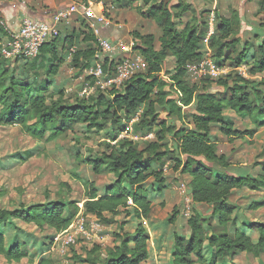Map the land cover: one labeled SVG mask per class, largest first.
<instances>
[{"label": "trees", "instance_id": "16d2710c", "mask_svg": "<svg viewBox=\"0 0 264 264\" xmlns=\"http://www.w3.org/2000/svg\"><path fill=\"white\" fill-rule=\"evenodd\" d=\"M126 1L129 5L141 2L143 10L139 11L140 17L155 22L161 30L157 39L158 49L154 47L155 38L152 35L139 36L132 45V50L145 60L146 71L134 75L120 91L110 89L96 92L91 104L82 99L67 106L60 98L47 103L46 96L40 95L47 88L33 89L31 85H24L22 80H16L14 75L7 74L3 64L6 59L0 54V127L19 126L29 137L42 141L46 134L53 138L74 125H85L87 130H92L101 129L102 124H115L118 127L113 130V144H107L103 154L88 161L95 174L109 167L115 179L101 195L97 193L93 182H83L86 188L83 205L85 218L90 216L102 220L106 214L113 217L122 213L127 215L124 210H120L130 200L135 217L148 219L152 206L142 186L150 177L155 184L160 187L163 185L161 172L152 170V164L167 159L180 168L181 175L188 177L191 203L210 206L212 219L219 228H225L232 223L234 213V207L228 203L229 196L233 191L244 188L258 191L264 187V162L253 166L257 168L254 177L215 176L208 164H219L223 169L228 165L222 155L216 154L217 147L211 130L216 127L227 142L233 143L235 140L250 142L257 131L264 128V77L258 82L252 80L264 73V41L258 46V55L248 62L245 58L248 48L237 38L240 26L238 16L232 13L229 17L218 19L208 43L212 59L217 66L222 63L231 70L246 67L247 78L237 73L228 74L224 79L217 80L221 92L214 93L186 81L185 66L200 59L202 41L207 33V29L198 32L196 25L190 22L181 31L177 30L174 19L184 17L189 12V5L183 0H177L170 8L167 3H155V0ZM257 7L259 14L264 17V0H258ZM2 37L9 38V35L0 28V50ZM59 39L60 36L43 44L36 59L48 54L47 60L55 61ZM64 42L69 44L67 51L74 46L73 38ZM94 52L91 48L77 50L72 57L74 68H88L92 64L90 61ZM168 57L174 59L175 69L165 79L161 74L164 73ZM107 65L111 68L113 63L108 64L105 60L104 71ZM140 109L142 111L132 125L141 138L153 135L155 139L141 151L130 140H117L123 132L122 121H131ZM224 112L248 118L254 128L235 129L226 121ZM161 113L165 114V118L160 117ZM263 206L264 202H258L251 204L248 209L256 211ZM66 209L67 205L62 201L27 208L18 206L9 210L0 209V256L9 263H18L29 253L28 235L22 232L14 242L8 241L10 238L6 237L4 229L12 226L14 231V222L33 226L40 232L51 230V244L53 236L65 231L79 211L74 203L72 211L67 212ZM187 224L190 230L187 238L174 236L171 254L173 264H232L238 254L258 258L264 250L262 222L249 223L245 228L247 232L257 235L256 241L238 229H234L231 234L225 230L213 232L210 221L202 219L198 213H193ZM148 241L146 230L140 225L134 235L117 234L111 248L100 251L99 246H91L90 250L85 251L84 260L79 259L78 263L142 264L149 257ZM74 248L70 249L69 255L74 256ZM48 250L39 252L42 255L36 264H54L46 256Z\"/></svg>", "mask_w": 264, "mask_h": 264}, {"label": "rangeland", "instance_id": "374dc122", "mask_svg": "<svg viewBox=\"0 0 264 264\" xmlns=\"http://www.w3.org/2000/svg\"><path fill=\"white\" fill-rule=\"evenodd\" d=\"M88 1H92L95 5L101 4L104 8V16L111 22L108 27L100 29L98 37L108 38L119 50L117 51L119 54L116 57V62L111 68H108L107 65L106 72L113 73L114 66L122 58L133 57L137 53L132 51V45L138 41L139 36L152 35L155 38L154 47L158 49L159 44L156 40L160 36L161 30L155 22L140 17L139 11L143 10L141 2L129 5L126 0ZM160 1L167 3L168 8H170L177 0H155L154 2L159 3ZM183 1L189 5V12L180 19H174L177 30L181 31L184 25L190 22V24L196 25L198 32H204L208 29V22L211 17H213L215 29L219 18L229 17L235 13L240 20L237 38L242 45L245 44V47L248 48L245 53L246 60L252 62L253 58L258 55V46L264 41V17L258 12V0ZM82 3L85 2L78 0L64 8ZM45 4H47V0H19L18 2L17 0H0V21L5 20L4 17H6L7 12H10L11 16L16 9L21 8L20 11L30 14L35 10L44 9ZM17 5L20 7L16 8ZM111 7L113 8L110 9ZM94 14L97 15L95 10ZM76 18H81V26H84L82 29H86L85 32L78 30L77 35L74 29L69 28L71 22H80ZM82 20L87 21L80 14H74L68 24H63L60 27L61 37L56 43L58 53L55 61L47 60L48 54H44L40 59L35 60H5L6 62L3 64L7 74L14 75L16 80H22L24 85H31L33 89L47 88L40 93V95L46 96L47 103L60 98L67 106H72L82 99L91 104V99L96 93L90 99L79 97V93L87 83H90V79L82 72L83 70L74 68L72 58L67 60L69 44L64 42V40L72 37L83 39L85 36L87 39L81 41V44H84L81 50L91 48L95 52L98 51L97 37L93 31L99 29V24L96 21H91V25H84L85 22ZM7 40L8 37L4 39L2 37V43ZM205 51L206 48L202 45L201 57L204 56ZM91 63H93V58ZM218 65L227 70V74L218 79H224L228 74L236 73L227 65L222 63ZM244 68L246 73V67ZM174 69V59L168 57L165 62L164 73L161 76L167 79L174 73ZM263 77L264 73L252 80L258 82ZM218 79L211 81L191 79L188 76L186 81L215 93L221 92V88L216 84ZM123 86L115 91L122 90ZM68 90L70 91L68 92ZM141 111L142 109L138 110L136 115ZM224 116L226 121L231 123L235 129L254 128L248 118L238 117L230 112H224ZM160 117L165 118V114L161 113ZM133 118L135 117L133 116ZM99 124L101 123L99 122ZM117 127L115 124L108 123L102 124L101 129L87 130L85 125H74L53 138L46 134L42 141H36L29 137L19 126L0 127V209L9 210L18 206L27 208L33 205H50L62 201L67 205V212L72 211V204L74 203L78 210L82 208L83 216V205L86 197V188L83 182H93L97 193L101 195L115 179L109 167H105L100 174H95L88 161L103 154L107 144H113L111 138L114 136L113 130ZM121 127H123V132L120 133L117 140H130L139 151L144 150L149 143L155 141L154 137L141 138L134 125H130V121H122ZM211 135L216 143L217 156L222 155L228 165L226 169H223L219 164H208L215 176L219 174L243 178L255 176L257 168L254 169L253 166L259 162H264V128L259 129L250 142L235 140L233 143H229L216 127L212 128ZM152 170L161 172L163 185L160 187L155 184L153 178L150 177L142 186L152 206V212L148 219H137L132 203L129 204L128 200L126 207L120 210V212L125 211L127 215L122 213L113 217L106 214L102 220L96 218L101 226L100 234L97 235L95 241L77 242L78 245L75 246L73 252L74 256L69 255L67 259H63L53 252L46 256L52 259L54 264H82L78 263V260H84L85 251L90 250L91 246H99L100 251L111 248L116 241L117 234L134 235L137 227L141 225L149 237V257L142 264H173L171 254L174 236L183 238L189 236L190 230L187 221L193 213H198L206 221L209 220L213 226V232L225 230L231 234L234 229H238L245 231L253 241H256L257 235L247 232L245 228L247 224L252 222L264 223V206L256 211L248 209L251 204L264 202V187L258 191H251L247 188L233 191L228 198V203L234 207L232 223L225 228H219L215 220L212 219L210 206L195 205L191 203V200L189 201L190 195L187 187L189 179L180 174V168H176L173 161L163 159L158 163L154 162ZM124 186L127 185L124 184ZM85 220L90 222L95 218L89 216ZM14 224L16 227L14 231L12 226L4 229L6 237L10 238L8 241L14 242L23 232L29 236L30 241L27 245L29 253L18 263H9L0 256V264H36L42 255L39 252H45L50 248L49 241L53 232L48 229L40 232L33 226L27 227L19 222H14ZM232 264H264V250L258 258L248 254H238L233 258Z\"/></svg>", "mask_w": 264, "mask_h": 264}, {"label": "built area", "instance_id": "2783aa9c", "mask_svg": "<svg viewBox=\"0 0 264 264\" xmlns=\"http://www.w3.org/2000/svg\"><path fill=\"white\" fill-rule=\"evenodd\" d=\"M94 6L95 4L92 1H87L80 5H72L54 12L49 21L30 18L22 19L19 31L14 34L8 33V40L1 44L0 54L6 60L20 58L29 60L36 59L43 44L60 36L58 26L68 24L74 14H80L87 21H96L99 24V29L93 31V34L97 37L96 40L99 49L94 54L93 63L82 71L90 78V83H87L83 87L79 93V97L89 98L98 91L104 92L110 89L119 90L134 75L146 70V63L143 57L137 54V52L133 57L122 58L114 66L113 73L110 74L104 71V61L107 60L108 64L115 63L116 57L119 54L117 51L119 50H117V47L108 38L98 37L100 29L108 27L111 22L106 19L102 9L99 14H94V10H92ZM0 28L7 31L5 24L1 21ZM213 33L214 24L213 17H211L208 22L206 36L202 41V44L206 48L205 54L199 60L186 64L185 71L187 77L213 81L227 74L225 68H220L213 62L212 54L208 47L209 39ZM67 52V59L69 61L76 52V47H70ZM235 72L242 77H247L244 67L236 69ZM138 115L130 121V125L137 121ZM151 137L153 135H148L144 139ZM129 204H131L130 200ZM86 218L82 216V208H80L70 226L65 231L53 236L48 254L53 252L58 257L64 259L69 256L70 249L78 245L77 242L95 241L98 237L97 235L101 232V226L95 217V220L90 222L86 221Z\"/></svg>", "mask_w": 264, "mask_h": 264}, {"label": "crops", "instance_id": "0c3cea01", "mask_svg": "<svg viewBox=\"0 0 264 264\" xmlns=\"http://www.w3.org/2000/svg\"><path fill=\"white\" fill-rule=\"evenodd\" d=\"M19 0H17L18 2ZM78 0H47V4L44 5V9H40V10H35L32 13L28 14L27 12H22L20 11V9H16L15 13H13V15L10 16V12L6 13V17L5 20L2 19V21L4 22L7 32L9 34H14L16 32L19 31L20 27H21V21L24 18H30V19H35V20H41V21H49L52 14L58 10L63 9L65 6L71 5L73 4V2H77ZM16 2V1H15ZM17 4V3H16ZM7 7H10V5H7ZM20 6L17 5L16 8H19ZM113 7H111L110 9H112ZM104 10V8L101 6V4L95 5L94 6V10L96 11L97 14H99L100 10ZM5 11H10V10H5ZM8 15V16H7ZM8 17V18H7ZM77 20H80V22H71V26H69L70 29H74V32L78 33V30L81 32H85L84 26H81V18H76ZM83 21V20H82ZM85 22L84 25H91V22L89 21H83ZM63 24L58 26L59 29V33H60V27ZM83 28V29H82ZM76 30V31H75ZM80 32V33H81ZM81 36V35H80ZM61 37V35H60ZM160 37V36H159ZM73 38V37H72ZM85 36L82 38H78L75 37L73 38L74 40V46L77 48V50H80L81 47L84 46V44H81V41H85ZM158 39V38H157ZM157 41V40H156ZM89 43V42H88ZM87 44V43H86ZM57 46V45H56ZM58 49V48H57ZM68 60V59H67ZM72 72V70H71ZM196 205V204H195Z\"/></svg>", "mask_w": 264, "mask_h": 264}]
</instances>
